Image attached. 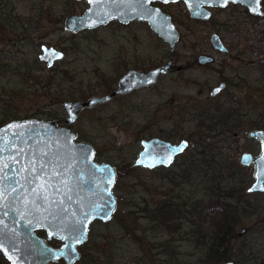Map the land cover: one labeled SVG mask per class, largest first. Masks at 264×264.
I'll return each mask as SVG.
<instances>
[{
	"label": "rangeland",
	"instance_id": "rangeland-1",
	"mask_svg": "<svg viewBox=\"0 0 264 264\" xmlns=\"http://www.w3.org/2000/svg\"><path fill=\"white\" fill-rule=\"evenodd\" d=\"M161 6L180 31L176 67L150 88L84 110L73 124L78 139L96 148V159L114 164L119 171L114 188L117 215L106 223H92L89 240L81 246L82 257L75 264H101L106 254L114 257V264H151L154 259L192 264L204 258L201 231L191 233L187 227L174 234L148 231V239L140 243L123 229L121 220H132L126 219L131 211L146 221L143 203L132 207V198L140 202L146 196L142 186L149 184L155 204L161 199L156 191H160L163 174L126 167L141 149L142 138L159 136L173 142L187 138L191 143L207 139L215 152L222 149L243 167L240 175L246 181V193L253 181L254 166H243L240 158L243 152L258 155L261 150L248 132L264 122V65L259 64L264 58V14L252 15L243 5H229L215 9L209 20H198L190 17L184 2ZM88 7L87 0H0V126L23 118L60 119V125H65V100L111 92L133 64L150 70L168 61L170 46L145 21L125 26L113 21L96 29L68 30L65 18L83 14ZM215 32L229 54L214 50L210 38ZM43 44L64 50L66 58L47 68L38 60ZM200 53H211L218 62L199 67L194 63ZM224 77L229 80L226 91L212 99L210 92ZM199 116L213 117L214 124L198 127ZM169 134L174 136L169 138ZM193 148L179 156L171 167L172 175L179 173L181 166L177 165L183 164ZM182 187L193 188L187 182ZM257 197L264 206V193L253 196ZM261 218L241 216L237 235L228 247L237 264L260 262L253 260L249 248L255 259L264 261ZM244 227L247 231L240 234ZM137 236H143L142 231ZM0 264L8 263L2 260Z\"/></svg>",
	"mask_w": 264,
	"mask_h": 264
},
{
	"label": "water",
	"instance_id": "water-1",
	"mask_svg": "<svg viewBox=\"0 0 264 264\" xmlns=\"http://www.w3.org/2000/svg\"><path fill=\"white\" fill-rule=\"evenodd\" d=\"M153 1L184 2L190 17L198 20H209L213 16L212 8H224L230 3L243 5L256 16L264 14L263 0H88L89 7L83 14H70L65 25L75 32L107 24L113 19L122 22L134 18L146 20L170 46L172 53L166 63L151 70H128L120 78L117 88L109 93L65 100L63 106L68 114L65 125H60V119L23 118L0 126V250L10 264H53L60 259L66 264H75L82 257L81 246L89 239L92 223L96 220L106 223L113 219L118 206L114 191L118 168L97 161L96 148L92 143L78 139L73 124L84 110L152 86L170 71L180 31L169 14L152 5ZM210 39L215 49L229 52L219 33H213ZM53 52L58 55L53 56ZM65 57L63 50L47 45L41 46L38 56L47 68H52ZM214 61V56L207 53H200L196 59L199 65ZM260 63H264V58ZM225 87L226 83L222 82L211 91V96H217ZM248 135L260 143L261 150L258 155L251 152L241 155L243 166H254L253 181L246 191L249 194L264 193V183L258 175L260 159L264 158V128L252 129ZM140 145L132 166L153 171L172 167L190 147V140L183 138L173 142L153 136L142 138ZM181 145L186 146L183 151L173 154L170 162H158L166 160L169 149ZM44 181H47L46 193L38 196L37 185ZM43 195H47V200ZM36 229H45L48 239L54 237L61 240L62 245L51 246L47 239L35 234ZM246 231L244 227L240 234ZM81 234L82 242L73 245L74 252L69 251L65 247L71 242L69 238ZM220 264L237 263L229 259Z\"/></svg>",
	"mask_w": 264,
	"mask_h": 264
},
{
	"label": "trees",
	"instance_id": "trees-1",
	"mask_svg": "<svg viewBox=\"0 0 264 264\" xmlns=\"http://www.w3.org/2000/svg\"><path fill=\"white\" fill-rule=\"evenodd\" d=\"M202 117L205 116L198 117V127L203 128L207 125L211 127L214 124L213 117L209 119ZM259 128H264V122ZM173 136L169 134V138ZM190 147L194 148L187 154L183 164L177 165L181 166L179 173L172 175L171 168L153 170L154 174H163L159 178L164 180L160 182V191H156L157 194H161V199L155 204L151 199L149 184L142 186L144 187L142 191L149 198L143 196L140 202L132 198L134 201L132 207L137 208L143 203L141 209L146 212V221L140 220L135 216L136 213L131 211L126 219L132 220L129 222L121 220L124 223L123 229L129 233L130 237L144 243L146 241L144 238L148 239V231L174 234L181 233L186 227L191 228V233L203 232L202 237L206 248L204 258L192 264H209L210 260L220 264L225 260H233L234 252L228 250V247L237 235L236 230L241 224V216L260 217L262 215L260 222L264 227V206L260 205L259 197L253 198L254 195H261V193L245 192L246 181L240 175L243 167L234 160L232 155H227L222 149L215 152L207 139L195 141L190 144ZM126 167L136 169L129 163ZM186 182L193 187L192 190L183 189L182 185ZM98 222L103 223L99 220ZM139 231H142L144 237L137 236ZM249 250L254 261L264 264L262 259L259 260L258 257L255 259L254 252L250 248ZM97 259L100 257H96ZM102 260L101 264H114V257L110 254H106ZM92 262L95 261L92 260ZM164 262L162 259H154L150 263L165 264ZM170 262L171 259H167L166 264Z\"/></svg>",
	"mask_w": 264,
	"mask_h": 264
},
{
	"label": "flooded vegetation",
	"instance_id": "flooded-vegetation-1",
	"mask_svg": "<svg viewBox=\"0 0 264 264\" xmlns=\"http://www.w3.org/2000/svg\"><path fill=\"white\" fill-rule=\"evenodd\" d=\"M88 1V0H87ZM89 3V2H88ZM169 3H176V2H169ZM164 5V4H168V3H163V2H161V1H153L152 2V5H154V6H159V7H161L162 8V6L161 5ZM229 5H241V4H239V3H230V4H228L227 6H229ZM226 6V7H227ZM245 7V6H244ZM218 8H221V7H215V8H212V11H214L215 9H218ZM246 8V7H245ZM247 9V8H246ZM86 11V10H85ZM246 12H248V13H250L249 11H248V9L246 10ZM71 14H75V13H71ZM168 14V13H167ZM70 15V14H69ZM68 15V16H69ZM79 15V14H78ZM170 15V14H169ZM253 15V14H252ZM67 16V17H68ZM171 16V15H170ZM66 17V18H67ZM261 17V16H260ZM66 18H65V21H66ZM173 20V19H172ZM65 21H64V24H65ZM113 21H118L119 23H120V25H123V26H125V25H129V24H131V23H134V22H137V21H143V20H140L139 18H134V19H131V20H129V22H122V21H120L119 19H113V20H111V21H109L107 24H109V23H111V22H113ZM146 23H147V21L146 20H144ZM173 22H174V20H173ZM107 24H103V25H100V26H97V27H95V28H86V29H96V28H98V27H101V26H105V25H107ZM176 24V23H175ZM177 26V25H176ZM65 27H66V25H65ZM83 30H85V29H83ZM72 31V30H71ZM73 32H75V31H73ZM221 36V35H220ZM179 41H180V39H179ZM178 41V42H179ZM224 41V40H223ZM177 42V43H178ZM226 44V43H225ZM43 45H45V44H43ZM177 45V44H176ZM42 46V45H41ZM54 47V46H53ZM214 48V47H213ZM61 50V49H60ZM214 50L215 51H217V52H219V53H223V52H221V51H219V50H217V49H215L214 48ZM64 51V50H63ZM65 52V51H64ZM40 53H41V47H40ZM39 53V54H40ZM66 53V52H65ZM172 53V52H171ZM171 53H170V55H171ZM175 53H176V50H175V52H174V61H173V65H172V67H171V69H170V71L172 70V69H174L175 67H176V63H175ZM39 54H38V56H39ZM207 54H211V53H207ZM223 54H229V52L228 53H223ZM66 55H67V53H66ZM170 55H169V58H170ZM199 55V54H198ZM198 55H196V57H195V63L194 64H196L197 66H199V67H209V66H214L217 62H218V58H217V56H215V55H213V54H211V55H213L214 56V59H215V61L213 62V63H210V64H206V65H199V64H197V62H196V59H197V56ZM66 58V57H65ZM64 58V59H65ZM169 58H168V60H169ZM38 60H39V58H38ZM40 61V60H39ZM62 61V60H61ZM41 62V61H40ZM60 62V61H59ZM41 63H43L44 65H45V63L44 62H41ZM58 63V62H57ZM56 63V64H57ZM55 64V65H56ZM259 64L260 65H264V63H260V60H259ZM46 66V65H45ZM54 67V66H53ZM52 67V68H53ZM130 69H139V68H137L136 66H135V64H133L132 66H130V67H128L125 71H124V73L121 75V77H123V75H125L126 73H127V71L128 70H130ZM153 69V68H152ZM141 70V69H140ZM151 70V69H150ZM169 71V72H170ZM168 72V73H169ZM167 75V74H166ZM166 75H163V76H166ZM120 77V78H121ZM162 77V76H161ZM160 77V78H161ZM120 78H119V80H120ZM160 78H159V80H160ZM158 80V81H159ZM157 81V82H158ZM156 82V83H157ZM222 82H225L226 83V87L217 95V96H215V97H213V96H211L212 97V99H216V98H218L220 95H222L225 91H226V89H227V87H228V85H229V80L228 79H225V77L224 78H222V80L220 81V83H219V85L222 83ZM155 83V84H156ZM118 84H119V81H118ZM118 84H117V86H118ZM154 84V85H155ZM154 85H152V86H154ZM218 85V86H219ZM151 86H149V87H147V88H150ZM215 87H217V86H215ZM214 87V88H215ZM117 88V87H116ZM147 88H141V89H136V90H134V91H132V92H130V93H128V94H124V95H120V96H126V95H129V94H132V93H134V92H136V91H138V90H142V89H147ZM213 88V89H214ZM212 89V90H213ZM114 90V89H113ZM112 90V91H113ZM210 95H211V92H210ZM118 97V96H117ZM115 99V98H114ZM113 99V100H114ZM112 100V101H113ZM107 104V103H106ZM102 105H104V104H102ZM99 106H101V105H99ZM96 107H98V106H96ZM96 107H94V108H96ZM94 108H92V109H94ZM87 110V109H86ZM83 113V112H82ZM81 113V114H82ZM169 140V139H168ZM191 143V142H190ZM96 156H97V151H96ZM179 158V157H178ZM178 160V159H177ZM98 161V160H97ZM177 162V161H176ZM174 166V165H173ZM172 166V167H173ZM171 168V167H170ZM160 169V168H159ZM157 170V169H156ZM254 194V193H253ZM12 220H16V221H18L17 220V218H14V217H12ZM35 234L38 236V237H40V238H43V239H47V242H48V244H50L51 246H53V247H59V246H61L62 245V241L61 240H58V239H56V238H51V239H48V235H47V232H46V230L45 229H36L35 230ZM2 260H5L8 264H10V262H9V260L4 256V254H3V252L0 250V261H2ZM58 263H61V264H66V262H65V260L64 259H60L58 262H56V263H53V264H58Z\"/></svg>",
	"mask_w": 264,
	"mask_h": 264
},
{
	"label": "snow or ice",
	"instance_id": "snow-or-ice-1",
	"mask_svg": "<svg viewBox=\"0 0 264 264\" xmlns=\"http://www.w3.org/2000/svg\"><path fill=\"white\" fill-rule=\"evenodd\" d=\"M46 51H49V50H46ZM56 55H58V54H55L53 52V56H56ZM42 58H49V57H42ZM217 91H219V89H217ZM0 142H2V140H0ZM185 146L186 145H181V146H177L175 148L169 149V154H168L166 160H162V161H158V162H170L171 156L173 154H175V153H178L180 151H183V149H184ZM245 159L247 160L248 158L246 157ZM258 175L261 178V182L264 183V158H261L260 159ZM37 179H42V177H37ZM46 183H47V181H44V182L40 183L39 185H37V188L40 190L37 193L38 196L41 195V193H46V188H45V184ZM33 191L35 192L36 189H33ZM43 199L44 200H47V195H43ZM82 238H83L82 237V234L81 235H77V236L70 237L69 239H70L71 242L69 244H67L65 247L68 248L69 251L74 252L75 249H74V246L73 245L76 244V243L82 242Z\"/></svg>",
	"mask_w": 264,
	"mask_h": 264
}]
</instances>
